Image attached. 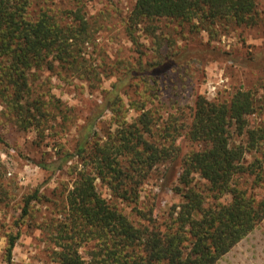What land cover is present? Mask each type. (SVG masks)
<instances>
[{
    "label": "trees",
    "instance_id": "1",
    "mask_svg": "<svg viewBox=\"0 0 264 264\" xmlns=\"http://www.w3.org/2000/svg\"><path fill=\"white\" fill-rule=\"evenodd\" d=\"M29 4L30 0H0V97L22 128L33 126L42 134L49 113L47 101L34 97L33 73L60 68L86 81L95 80L97 74L85 66L82 47L90 32L84 15L74 10L63 19L46 11L31 15ZM255 10L256 0H135L124 29L136 45L140 27L156 38L151 24L158 19L209 31L217 23L253 25ZM220 53L188 46L165 57L180 64L192 58L216 59ZM138 60L141 76L133 65L129 79L140 78L146 86L166 67L143 56ZM120 80L87 117L74 152L65 153L50 169L61 168L75 156L84 161L66 195V215L54 224V259L58 264H215L264 220V195L258 197L253 191L264 182V151L246 159L264 143V127L247 128V116L255 109L253 93L238 88L224 102L197 95L182 129L185 138L200 148L180 155L178 126L165 123L156 133L151 108L146 109L143 100L129 95L138 115L131 122L126 119L120 93L126 83ZM107 110L115 129L103 139L95 128ZM234 133L247 138L237 143ZM167 160L180 165L171 187L178 202L160 213L154 203L140 208L142 184L156 164ZM39 165L49 169L52 164ZM97 179L117 201L132 204L131 215L98 192ZM38 190L23 198L21 218L28 214ZM19 235L17 231L7 238L8 264Z\"/></svg>",
    "mask_w": 264,
    "mask_h": 264
},
{
    "label": "rangeland",
    "instance_id": "2",
    "mask_svg": "<svg viewBox=\"0 0 264 264\" xmlns=\"http://www.w3.org/2000/svg\"><path fill=\"white\" fill-rule=\"evenodd\" d=\"M134 2L30 0L28 10L31 15L46 11L63 19L71 10L84 15L90 32V39L82 47L85 66L97 75L95 80L86 81L60 68L33 73L34 97L47 101L46 110L49 113L42 134L33 126L22 128L0 97V264H8L7 238L17 231L20 235L12 250L10 264H58L53 257L54 224L66 215V195L84 161L75 156L64 162L61 168L50 169L58 165L65 153L74 152L79 130L87 117L97 104L103 102L106 92L119 79H124L126 83L120 92L127 109L126 119L131 122L138 115L129 104V95L143 100L145 108H151L156 133L165 123L178 126L176 144L179 145L180 155L200 148L185 138V130L182 129L189 121L197 95L209 101L224 102L238 88L249 90L255 98V109L247 116V128L264 127V0H256V23L253 25L217 23L207 31L162 18L151 24L155 27L156 38L142 27L137 30L139 44L136 45L124 29ZM188 46L194 50L209 47L228 56L221 57L220 53L216 59L192 58L180 64L172 63L165 57L173 50L179 51ZM141 56L166 66L147 86L140 78L129 79V69L133 65L137 69L135 74L141 76L138 73ZM95 129L103 139L114 131L109 110L99 117ZM246 138L247 134L239 136L234 133L233 141L238 143ZM259 149L247 153L246 159L251 161L261 156L264 143ZM39 163L52 165L45 169ZM179 166L178 162L170 160L156 164L140 188L137 206L147 207L154 203L156 212L160 213L166 205L177 203L179 197L171 187L176 182ZM86 168L89 169V166ZM195 179L201 180L197 176ZM37 187V198L31 201L28 214L21 218L23 198ZM96 187L103 197L131 215L132 204L113 198L99 179L96 180ZM253 191L258 197L263 196L264 182ZM85 248H88L87 244L81 247L83 255ZM217 264H264V220Z\"/></svg>",
    "mask_w": 264,
    "mask_h": 264
},
{
    "label": "crops",
    "instance_id": "3",
    "mask_svg": "<svg viewBox=\"0 0 264 264\" xmlns=\"http://www.w3.org/2000/svg\"><path fill=\"white\" fill-rule=\"evenodd\" d=\"M239 242H240V241H239ZM233 247H234V246H233ZM233 247H232V248H233ZM224 255H225V254H224ZM224 255H223V256H224ZM223 256H222V257H223ZM222 257H221V258H222ZM221 258H220V259H221ZM220 259H219V260H220ZM219 260H218V261H219ZM218 261H217L215 264H217V263H218Z\"/></svg>",
    "mask_w": 264,
    "mask_h": 264
}]
</instances>
